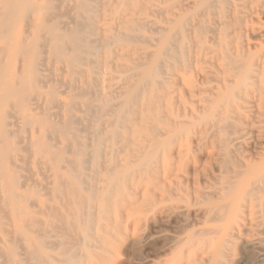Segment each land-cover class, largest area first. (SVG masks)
<instances>
[{
    "label": "rangeland",
    "instance_id": "rangeland-1",
    "mask_svg": "<svg viewBox=\"0 0 264 264\" xmlns=\"http://www.w3.org/2000/svg\"><path fill=\"white\" fill-rule=\"evenodd\" d=\"M114 1L116 0H88L93 8L92 15L96 18V20H98V18L100 19V17L102 16L101 19L97 21L98 25H96L95 28L97 30L105 29L107 31L106 34L109 35H117L122 31L120 22L122 20L133 19L138 21L141 26L138 27L137 30H133L135 29L133 28V31L129 34H131L132 36H138L139 38L126 47H117L113 45L112 42L105 43V46L103 47L104 49L102 48L101 50L103 52L105 51L106 53L111 54V59L108 60L106 67L101 68V66L97 64L88 65L86 62L82 61L78 68L80 71H82V73L80 74L81 76L74 73L72 74L70 73V71H68L69 69L66 67V58L62 60L63 62L55 63L52 60L53 65L51 64V67L49 65L48 67L50 68H48L47 71H45L44 68L38 67L36 74H43L45 76V82H35L29 84L28 82H24L23 84L25 88L22 93L23 96H20L21 98H24V101L20 102V99L16 94H12L11 97H9V104L12 101V104L10 105L18 106L17 108L15 107L16 110L14 107H12L11 114L13 116L20 115L21 113H24L26 115L30 114L37 119L41 118L42 120V118H44V121L45 118H48L46 119L48 120V123L56 126L53 127L50 125V128L52 130H46L45 133H48L49 135H46L44 133L46 136H48H45V142H48V144L54 146L58 145L59 140H61V130L58 129L59 127L60 129H62L65 115L67 116L70 114L71 116H69L71 117V120L73 122L72 129L76 137L79 141L82 142L83 145H90L91 140H93V131L102 134L104 133V131H107V128L108 130L110 129L109 123H111V121L113 120V114H115L116 110L115 106L122 102V96H120V92L122 90L121 87L127 84L129 80L136 81L138 79L133 71H126V68L135 63V61L139 59V57L147 58L146 56L150 57L151 55H154L157 50V40L163 34H167L170 31L171 35H176V40L179 42L178 44H180L183 48H185V46L188 47V49L186 48L187 55L185 54V58L182 62H173L174 68L171 69L173 78L167 74V68L165 67L164 71L161 70V73L159 75L160 82L158 85L156 84V82H152L150 85H146L145 87H143L139 98L135 101V103L131 105L132 107L130 106V108L128 109L129 122L128 124H125L124 129H119V134L121 136L114 139L115 143L113 144V152L109 158L110 163L114 165V172H116L119 168L115 166L120 167L124 165V163L127 162V159L132 161H134L135 159L137 160L138 155L142 151L147 150L148 147L152 148V150L154 151V164L152 172L150 174L143 175L138 174V172L137 175L133 176L132 178V181L136 178V182L133 181V183L137 186L138 194H140L141 189L144 188L148 189V194H150L151 192L150 195L152 197L150 196V204L148 205L149 208L146 207L147 205H142L138 209H141L142 212H144L143 215L146 217H143V215L139 214L138 212H134V216V213H132L131 216H123L122 219L118 218L114 221H101V227H106L108 232L107 234H104L106 239V251L104 253L96 248H92L91 250L97 254H107V256H111V259L115 264H135V262L136 264L137 262L138 264H164L166 261L170 260L177 254H180V252L185 251V248L183 246L187 242H189L190 236L196 234V232H199L197 234H200L204 231L213 233V231H216L217 229H224V233H226L233 227L235 229L234 237L229 239L227 238V240H231L229 243H226L227 247L223 250L224 258L222 259L221 264H246V262L247 264H264V250H262L264 249V206L256 207L251 216L249 214H244L243 218H237L238 211L233 208L226 218L218 222L214 219V212L211 211L212 206L216 203L214 202L215 199L213 200L207 197V193L212 192L215 188L218 187L217 181H220L223 178L231 179L233 177L234 174L232 173V171L234 169V171L236 172H245L264 168V119H262L264 118V99L262 98L264 97V57H260L261 55H264V0H235L236 5H234V7H225L223 15H220L219 18L217 16L213 17L212 15H209L207 13L203 14V12H201L197 7L198 0H129L128 3L124 6L125 8L122 9L118 16L113 13ZM56 4L58 5L56 6ZM99 4L102 5L101 11H96V7ZM50 5V12L52 14L54 13V15H57L55 16L56 25H51L52 30L56 28L66 29L67 27H70L72 19L75 18V16L73 15L74 12L70 10V8H73V3L71 2V0H55L53 2L51 0ZM241 10H244V12ZM248 10L250 11V13H248ZM99 12L102 13V15H100ZM253 13L255 15H253ZM105 16L107 17L103 19V17ZM33 18H36L35 14L26 13L23 10L20 12H15L10 18L11 21L9 22L12 29L11 32H15L16 27L19 25L20 28L27 25L28 22H30ZM187 19H190L194 24L200 22L203 26V30L200 32L198 30V27H189L184 24L185 20ZM221 20L225 22L224 26L221 25ZM102 24L104 25L102 26ZM101 26L104 28H102ZM213 28L215 30H223L225 33L227 32L224 39V48H220L217 41L214 40V37L211 33ZM80 32L82 35L88 36L87 34H90L91 28L83 26ZM97 32L100 33L99 31ZM9 36L10 34L6 37H0V48H4L5 50V52L0 50L2 52L0 53V64L1 67L3 65L6 66L7 64H10L11 72L15 73L18 69L19 64L17 63V61L19 57H13L8 53V45L10 42ZM90 40L92 39L90 38ZM171 48L175 49V46H172ZM212 52L215 53V55ZM223 53L236 58L240 64L252 61L254 65L258 64L260 66L257 68H255L256 66L252 67L251 76L254 79H251L252 81L249 80L251 86L248 87L247 93H241L242 95H240L239 98H235L234 101L229 105V107L227 106L226 113L228 116L230 128H228V130H226L224 133H219L220 135L222 134L221 136H219V134L216 133L215 130L210 129L209 125L205 124L204 126L203 124V122L205 121L208 123L211 119H214L213 116L216 113V110H210V108H206L205 103H203L202 101L204 100V98L210 95L211 92H215L217 88L221 87L220 84L216 82V79L223 78V74L221 75V72L218 70L220 64V60L218 58L219 55ZM245 55L247 57H245ZM1 57H3V59ZM92 59L94 61L99 60V58L97 57H94ZM148 62V60H145L143 64L146 66ZM171 63L172 62H169V64ZM123 67L125 68L124 71H122ZM168 72L171 73L170 71ZM1 77L2 74H0V79ZM87 79L91 81L90 90H93V97L87 95L83 96L81 94V90L85 87V82L87 81ZM257 88L259 91L257 90ZM36 91L43 94L42 100L44 101L41 100V105H43L41 109L42 114L39 113L40 109H35L33 107L30 98ZM79 92L80 94H78ZM72 95L73 97H71ZM48 98L52 99L50 100L52 102H50ZM16 99L19 101H16ZM105 101L106 104L103 106L104 109L100 108ZM69 102L70 104H72V106H69ZM83 104H89L90 106L97 108L95 110L89 111ZM252 104L255 106H252ZM259 107H261V110ZM60 108H62V110H60ZM45 110L48 111L46 112ZM242 110L245 111L243 112ZM97 111L99 112V114ZM66 112H68L69 114ZM259 113L261 114V120H259ZM59 116H62V118L60 119L61 122L58 121V119L60 118ZM100 122H102V124ZM234 122H236L237 124ZM46 123L44 124L47 125L48 123ZM243 123H245V126ZM17 124L18 125L7 127V130L10 132V139L8 141L9 143L7 142V144L12 145L14 143L16 145L17 143L19 145L17 146L21 151L22 148L25 147V138H27L29 134H34L38 130V125L36 124L35 126H33V124H26L21 120H19ZM29 125L33 126L35 130L32 127H29ZM86 126L88 127L84 129V127ZM88 128L89 130H87ZM238 128L242 130H239ZM53 129H56V132H54L55 130ZM261 129L262 131H260ZM170 130H175V135L171 136L169 134ZM250 131L252 133H250ZM168 134L170 138L167 137ZM201 135H203L204 137ZM223 135H229L230 137L227 136V139H225L226 136ZM21 141L22 143L20 144ZM156 141L165 142L166 145L159 148L157 153ZM172 141L174 143H172ZM215 141L217 142V144ZM224 142H226L227 144ZM219 144L220 146H224V148L218 147ZM204 146H206L207 149H205ZM235 146L238 149L237 151L235 150ZM32 150L33 149L28 150V154L24 151L18 152L19 158L15 160V166L18 167L14 166L15 170L17 168L18 169L16 171L13 170L11 176L15 179V185L12 187V192L14 191L13 193L15 194L20 193V195L23 194L22 201L24 202V200H26L25 205L24 203H20L18 207L20 208V206H23L25 208L26 205L28 206L25 208L27 219L24 223L25 229L27 228L28 230V228L31 227H29L28 225H31L32 223L33 230L30 228L32 230L30 233L29 230L28 232L26 230L21 231L19 229L20 227L17 226L18 223H16V221H18L16 219L17 214L12 213L11 207H9L7 202H5L6 194L3 193L4 191L0 188V241L5 240L7 247L13 250V256L11 258L9 257L11 261H8L9 258H7V256H4L5 258L2 256L3 258L0 257V264H14V262H16L17 260L19 261L16 262L17 264H37V261L39 263L40 260L37 259L39 257L37 256V254H34V252L31 251V244L33 243H41L43 247L46 248L43 249V253L46 256L47 262L50 264H61V255L59 254L64 246L68 248L70 247L71 251H75L77 248L76 242H73L74 245L72 242H69V238H72V236L67 234L66 231H64L63 233L61 230L60 232L59 229H56V227H58V224L56 225L55 222L57 221L55 219H53L52 221L51 218H48L54 208L58 207L61 204L62 199L61 196H59V194L55 192L57 187L55 185L58 184L54 177V170L48 164L43 165L44 163H46L44 157L41 156L40 158V155H37V153ZM177 152L180 153V158H177ZM34 153L36 154L35 157ZM24 155H29L31 156V158H28L27 156V158H25ZM125 155H127V157ZM128 155L131 157V159ZM231 155H233L232 159L230 157ZM123 157L126 159H124ZM235 157L238 159H236ZM173 158L176 160H174ZM225 158H227V163L230 164L231 167H233V170H219V166L223 163L222 161H224ZM38 162L40 164H38ZM237 163L240 165H238ZM201 164H203V166ZM196 165L198 166L196 167ZM245 167L246 169H244ZM47 168H49V170H46ZM196 169L197 171H195ZM156 171H158V173ZM225 171L227 172V174ZM228 171H230V173H228ZM49 176L52 177L49 178ZM206 178L207 180H205ZM86 179L92 182L93 185H98V182H95L96 178L95 180L90 177H87ZM165 185L167 186V188ZM157 190H160L161 192ZM194 192L198 193L199 196H197V194ZM155 196L157 201L155 199ZM28 199H31V203L28 202ZM118 199V195H113L111 198V206L113 207V211L117 210L115 206L116 204L118 205ZM164 200L168 201L166 202ZM157 204L159 205L157 206ZM7 205L9 208L6 207ZM48 207L50 209L49 211H47ZM145 208L146 210H148L147 213H145L146 210H143ZM165 208H168V210L166 211ZM155 211L157 212V214ZM7 213H9V216ZM17 213L19 214V210ZM181 214L182 216H184H180ZM30 217L35 218V220L32 218L30 219ZM180 217H182L181 222ZM159 220L161 221L159 222ZM254 221L257 224H255ZM41 222L43 224L48 223V225H45L47 226L46 228L44 226L45 229H41L43 228V224ZM33 223H35V225ZM40 223L42 224L41 228H39V226H41L39 225ZM53 224L56 226L54 229ZM257 226L259 227L257 228ZM38 228L40 229V231L42 230V233H38ZM180 228L183 230L185 229L184 231L186 232L182 230L184 232L183 233ZM190 228L192 231L190 230ZM11 229L12 232H14L13 234L11 232ZM15 231L19 232L18 235L20 236H18L17 232ZM35 231H37V233ZM178 231L181 234H179ZM248 231L255 232L249 233ZM10 233L11 235H9ZM176 233H178V236ZM224 233L219 237L220 241L224 240ZM182 234L184 235L182 236ZM241 234H243V236ZM79 235L85 236L87 234L84 231H80ZM207 235H204L202 237V240L205 244L200 247V250L196 252L195 256L192 259L186 257V260L183 259L180 264H205L204 260L207 259L210 250L209 242H211L212 238H216L214 234ZM251 237H253L252 239H256L252 240ZM171 238L173 239L170 240ZM248 239H251L250 241L252 242H249ZM172 241H175L176 245L178 246H175V243L173 244ZM8 242L11 243L9 244ZM54 244L57 246H53ZM138 244L139 247L137 246ZM169 247H172V249H170ZM164 250L168 253H166ZM239 252L241 254H239ZM166 254H169L168 256L170 257H168ZM161 256H163L164 258ZM113 257H115L116 259H113ZM246 257L249 258L247 259ZM133 258H136L137 260L134 259L136 260L134 261ZM156 260H159L160 262ZM132 261L134 263H132Z\"/></svg>",
    "mask_w": 264,
    "mask_h": 264
},
{
    "label": "bare ground",
    "instance_id": "bare-ground-1",
    "mask_svg": "<svg viewBox=\"0 0 264 264\" xmlns=\"http://www.w3.org/2000/svg\"><path fill=\"white\" fill-rule=\"evenodd\" d=\"M50 1L51 0H0V35L2 37H6L10 34L8 53L13 57H16V56L19 57L18 61H17V63L19 65H18V69L15 73L11 72L10 64H7L6 66L3 65L2 67L0 64V71H1L0 74H2V77L0 79V188L4 191L3 193L6 194V201L5 202H7L9 207H11L12 213L17 214L16 219L18 221H16V223H18L17 226L20 227L19 229L21 231H24V230L28 231L29 230L31 233V231L33 230L32 229V226H33L32 223H31V225L27 224L29 227L31 226L30 228L32 230L30 228H28V230H27V228L25 229V226H24L25 225L24 223L27 220L25 208L28 206L26 205L25 208L23 206H20V208L18 207V205L20 203H24V205H25L26 200H24V202L22 201V199H23L22 195L23 194L20 195V193L15 194V193H13L14 191L12 192V187L15 185L14 184L15 179L12 178L11 175H12L13 170L16 171L18 169V168L16 170L14 169L15 160L19 158L18 152L24 151L25 153H27L28 150L33 149L32 151L37 153V155L39 154L40 158H41V156L44 157L46 163H44L43 165L48 164L54 170V177H55V180L57 181V184H58V185H55V186H57L55 192L57 194H59V196H61V199H62V202L58 207H56V208L52 207V208H54V210L52 211V213L48 217L49 219L51 218L52 221H53V219H55L57 221L55 223H56V225L58 224V227H56L53 224L54 225L53 229L56 227V229H59L60 232H61V230L63 233H64V231H66L67 234L72 236V238H69L70 239L69 242H72V243L76 242V244H77V248L75 251H71L70 247L68 248L66 246H64L62 248V250L60 251V254H59V255H61V260H60L61 264H115L114 261H112L111 256H107V254H97V253L93 252L91 249L96 248V249H98L104 253L106 251V249H105L106 248V239H105L104 234H107L108 232H107L106 227H101V221H111V220L114 221L118 218L122 219L123 216L129 217L134 212H138L139 214L143 215L144 212H142L141 209H140L141 211L138 209L142 205L143 206L147 205L146 207H148V205L150 204L151 192H150V194H148V192H149L148 189L144 188V189H141L140 194H138L137 186L133 183V181H135L136 178L133 181H132V178H133V176L137 175L138 172H139L138 174H140V175L150 174L152 172L153 164H154V162H153V159H154L153 152L154 151L152 150V148L148 147L147 150L142 151L138 155L137 160L136 159L134 160L133 158L132 159L134 161L127 159V162H125L124 165H122L120 167L115 166L119 169H117V171L114 172V169H113L114 165L111 164L110 160H109V158L113 152V144L115 143L114 139L119 138L121 136L119 134V129H124L125 124H128V122H129L128 109L139 98V96L141 95L143 87H145L146 85H150L152 82H156V84L158 85L160 82L159 81V75L161 73V70L164 71L165 67L167 68V74L173 78V75L171 72L172 71L171 69L174 68L173 62H178V63L182 62L185 58V54L187 55L186 48L188 49V47L185 46V48H183L180 44H178L179 42L176 40V35H173V34L171 35L170 31L167 34H163L157 40V50H156V53L154 55H151L150 57L146 56L147 58L139 57V59H137L135 61V63H133L131 66L126 68V71H130V70L133 71L135 73V75L138 77V79L136 81L129 80V82L127 84H125V85H123V87H121L122 90L120 92V96H122V102L115 106L116 110H115V114H113L114 115L113 120L111 121V123H109L110 129L108 130V128H107V131H104V133H102V134H99L98 132L93 131L92 132V135H93L92 139L93 140H91V144L85 146L86 144L83 145L82 142L78 140L75 133L73 132V129H72L73 122H72L71 117H70L71 115L68 112H66L70 116L65 115L64 121L62 124V129H60V127L58 129V130H61L60 131L61 140H59V142L57 141L58 145L54 146V145L48 144V142H45V138L48 137L46 135H49L48 133L46 134L45 132H46V130L51 129L50 128L51 126L55 127L56 125L54 126L51 123H48V120H46L48 118H45V121H44V118H42V120H41V118L37 119V118H34L30 114L26 115L24 113H21L20 115L13 116L11 114L12 107L17 108L18 106L10 105V104H12V101L9 104V102H10L9 97H11L12 94H14V95L16 94L17 97H19L20 102H23L24 98L20 97V96H23L22 93H23V90L25 88L23 83L28 82V84H29V83H35V82H45V76L43 74H36V71H37L38 67L44 68L45 71H47V69L51 67V64L53 63V61L55 63L56 62H63L62 60H64V58H66V62H67L66 67L69 69L68 71H70V73H72V74L74 73V74H78V75H80L82 73V71H80L78 69L79 65L82 63V61L86 62L88 65L89 64H92V65L97 64V65L101 66V68L106 67L108 60L111 59V54L106 53L105 51L103 52L101 50L105 46V43L112 42V44L117 46V47H123V46L126 47L127 45H130L132 42H134L139 37L138 36H132L129 33L132 32L133 30H137V28L140 27L141 24L138 21L133 20V19L122 20L120 22V26H121V30H122L121 33H119L117 35L106 34L107 31L105 29H103V30L98 29L97 30L95 28V26L98 25L97 21L100 20L102 16L100 17V19L98 18V20H96V18L92 15V11H93L92 9L93 8L90 5V3L88 2V0H71V2L73 3V6H72L73 8H70V7L69 8H70V10H72L74 12L73 15L75 16V18H73L71 21V26L70 27L66 26L67 27L66 29L56 28V29L52 30L51 25L52 26L56 25V17L55 16H57V15H54V13L52 14L50 12L51 11ZM53 1H55V0H52V2ZM128 1L129 0H116V1H114L113 13L118 16V14L122 11V9L125 8L124 6L128 3ZM57 5L58 4H56V6ZM197 5H198L197 7L200 9L201 12H203V14L207 13L209 15H212L213 17L217 16L219 18L220 15H223V11L225 10V7H234V5H236V1L235 0H198ZM249 5H247V6H249ZM101 8H102V5L99 4L96 7V9H97L96 11H101ZM239 8H241V7H239ZM22 10L25 11L26 13L35 14L36 18H33L30 22H28L27 25L22 26L21 28H20V25L17 26L15 32H11L12 29H11L10 24H9V22L11 21L10 18L13 16V14L15 12H20ZM241 11L244 12V10H241ZM248 13H250V11ZM55 14H56V12H55ZM100 15H102V13H100ZM253 15H255V14L253 13ZM62 16H64V15H62ZM106 17L107 16L103 17V19ZM221 22H222L221 25L224 26L225 22H223L222 20H221ZM184 24H186L189 27L196 26V27H198V30L200 32L203 30L202 29L203 26L200 22H197L196 24H194V23H192V21L190 19H187V20H185ZM64 25H65V23H64ZM103 25L104 24H102V26ZM83 26L91 28L90 34H87L88 36L81 34L80 30ZM102 28H104V27H102ZM133 28H135V29H133ZM97 31H99L100 33H98ZM211 33H212V36L214 37V40L217 41L218 46L220 48H224L225 47L224 46V39L226 37L227 32L225 33L223 30H215L213 28ZM92 35H94V36H92ZM90 38L92 40H90ZM172 46H175V49H172L171 48ZM189 48H190V46H189ZM0 50L5 52L4 48L3 49L0 48ZM1 51H0V53H2ZM244 51H245V49H244ZM262 53H263V51H262ZM213 54L215 55V53H213ZM217 56H218V54H217ZM94 57L99 58V60L94 61L92 59ZM124 57H126V56H124ZM245 57H247V56L245 55ZM245 57H243V58H245ZM260 57H264V55H261ZM1 58L3 59V57H1ZM218 59L220 60L218 70L221 72V75L223 74V78H217L216 82L218 84H220L221 87L217 88L215 90V92H211L210 95H208L206 98H204V100L202 102L205 103L206 108H210V110L211 109L216 110V113L213 116L214 119H211L208 123L206 121L203 122L204 126H205V124L209 125L210 129L215 130L216 133L219 134V133H224L226 130H228V128H230V125L228 122V116L226 113L227 106L229 107V105L234 101L235 98H239L240 95H242L241 93H245V94L247 93L248 87L251 86V83L249 82V80L254 79L251 76L252 75L251 74L252 67L256 66L255 68H257L260 65H258V64L254 65V63L252 61L240 64L236 58H233L230 55H227L225 53L219 55ZM145 60L149 61L146 66L143 64V62ZM169 62H172V63L169 64ZM86 63H84V64H86ZM49 65H50V67H48ZM124 70H125V68L123 67L122 71H124ZM168 71H170L171 73H169ZM215 76H216V74H215ZM180 82H181V80H180ZM85 83H86L85 87L81 90V94L83 96L87 95V96L93 97L94 96V94H92L93 90L92 91L90 90L91 81L89 79H87V81ZM257 90H258V88H257ZM78 94H80V92ZM42 96H43V94L36 91L33 93L32 97H30L33 107L35 109H40L39 113L42 112L41 111L42 106H43V105H41ZM75 96H77V95H75ZM71 97H73V95ZM43 98H45V97H43ZM96 98H99V97H96ZM262 98L264 99V97H262ZM48 99H49V101L52 100L50 98H48ZM16 101H19V100L16 99ZM42 101H44V100H42ZM50 102H52V101H50ZM105 104H106V101L103 102V104L101 105L100 108L104 109L103 106ZM255 104H257V103H255ZM60 105H62V104H60ZM90 105H91V103H90ZM90 105L86 104L84 106H86L87 110H89V111L95 110L97 108V107H93ZM69 106H72V104H70V102H69ZM84 106H83V108H84ZM252 106H255V105L252 104ZM60 107H62V106H60ZM239 107H240V104H239ZM16 108H15V110H16ZM232 108H234V107H232ZM259 108L261 110V107H259ZM60 110H62V108H60ZM252 110H253V108H252ZM254 110H255V108H254ZM247 111H250V110H247ZM59 113H58V115H59ZM254 113H256V112H254ZM98 114H99V112H98ZM256 114H258V113H256ZM59 117L60 118L58 119V121L61 122L60 119L62 118V116H59ZM260 117H261V114H260L259 118ZM98 118H99V116H98ZM262 119H264V118H262ZM19 120L25 122L26 124H33V126H35L36 124L38 125V130L34 134H31V135L29 134V136L27 135L28 137L25 138V140H24L25 147L22 148L21 151H20V148L18 147L19 145L17 143H16V145L14 143H13L14 145L13 144L12 145L7 144V142L10 139V132L7 130V127L18 125L17 123L19 122ZM252 120H254V119H252ZM259 120H261V118ZM98 121H99V119H98ZM255 121H257V120H255ZM44 123H46L47 125H45ZM89 123H90V121H89ZM100 123L102 124V122H100ZM234 123H236V122H234ZM249 123H251V122H249ZM22 124H24V123H22ZM243 124L245 126V123H243ZM33 126L29 125V127H32V128H33ZM104 126H105V124H104ZM104 126H103V129H104ZM246 126H248V125H246ZM87 127L88 126L84 127V129ZM262 127H260V128H262ZM238 129L242 130L240 128H238ZM53 130H55L54 132H56V129H53ZM87 130H89V128ZM105 130H106V128H105ZM186 130H187V128H186ZM190 130H191V127H190ZM260 131H262V129ZM234 132H236V131H234ZM242 132H241V134H242ZM255 132H256V130H255ZM82 133H83V131H82ZM175 133H176L175 130L169 131V134L171 136L175 135ZM205 133H207V132H205ZM250 133H252V132L250 131ZM57 134H59V133H57ZM169 134L167 135L168 138H170ZM203 135H201V136H203ZM221 135L219 134V136H221ZM54 136H56V135H54ZM223 136H226L225 139H227V136H229V135H223ZM248 137H249V133H248ZM244 138H245V136H244ZM212 139H213V137H212ZM222 139H224V138H222ZM152 141H154V140H152ZM165 141H167V140H165ZM219 141H220V139H219ZM198 142H200V141H198ZM21 143H22V141L20 142V144ZM172 143H174V142L172 141ZM224 143H226V142H224ZM216 144H217V142H216ZM162 146H166L165 142L156 141V153L159 150V148H161ZM204 147H205V149H207L206 146H204ZM218 147L224 148V146H220V144ZM215 150H216V148H215ZM235 150L236 151L238 150L237 147ZM35 153H34V157L36 155ZM234 153H235V151H234ZM176 154H177V158H180L179 157L180 153L177 152ZM228 155H230V154H228ZM260 155H262V154H260ZM26 156H25V158H27V157L31 158V156H29V155L27 157ZM125 156L127 157V155H125ZM232 156L233 155L230 156L231 159H232ZM124 159H126V158H124ZM130 159H131V157H130ZM195 159H196V157H195ZM236 159H238V158H236ZM174 160H176V159H174ZM156 161H157V157H156ZM222 162L223 163L220 164V166H219L220 169L218 168L219 170H222V169L223 170H233V167H231L230 164L227 163V158H225V160ZM236 162H234V163H236ZM248 163H249V161H248ZM38 164H40V163L38 162ZM23 165H24V163H23ZM201 165L203 166V164H201ZM238 165H240V164H238ZM250 165H251V163H250ZM197 166L198 165H196V167ZM209 166H210V164H209ZM15 167H18V166H15ZM49 168H47L46 170H49ZM241 168H243V167H241ZM244 169H246V167ZM234 170L232 171V173L234 175L231 179L223 178L220 181H217V179H216V181L218 183V187L216 186L217 188H215L212 192L207 193V197L209 199H213V200L215 199L214 202H216V203L212 206L211 211L214 212L213 213L214 219L218 222H220L224 218H226L230 214V212L232 211L233 208H235L238 211L237 218H243L244 214H246V215L249 214L251 216L256 207L264 206V168L252 170V171H245V172L244 171L243 172H236ZM195 171H197V169ZM195 171H193V172H195ZM222 171H220V172H222ZM237 171H238V169H237ZM156 172L158 173V171H156ZM215 172H216V169H215ZM219 173H218V175H219ZM228 173H230V171H228ZM204 174H206V173H204ZM226 174H227V172H226ZM194 176H195V174H194ZM51 177L49 176V178H51ZM87 177L93 178L94 180L96 178L95 182H98V185H93L92 182H90V181H88V179H86ZM216 177H218V176H216ZM177 178H179V177H177ZM97 179H98V181H97ZM16 180H19V179H16ZM205 180H207V178ZM16 185H17V183H16ZM23 185H22V187H23ZM15 187H14V189H15ZM166 188H167V186H166ZM184 188H185V186H184ZM202 189H204V188H202ZM205 189H206V187H205ZM160 190H157V191H160ZM48 191H49V189H48ZM184 191H186V190H184ZM194 193H196V192H194ZM168 194H170V193H168ZM196 194H197V196H199L198 193H196ZM202 194H204V193H202ZM113 195L119 196V199L117 202L118 205L116 204V206H115V208H117L116 211H113V207L111 206V204H112L111 198ZM164 195H166V194H164ZM26 196H27V194H26ZM59 196H58V198H59ZM153 197H154V195H153ZM170 198H172V197H170ZM177 198H178V196H177ZM155 199H156V196H155ZM30 200L28 199V202H30ZM48 200H49V198H48ZM156 201H157V199H156ZM164 201H166V200H164ZM208 201H206V202H208ZM233 202H234V205H233ZM154 203H155V201H154ZM158 203H160V202H158ZM256 204H259V205H256ZM8 205L6 207H8ZM155 205H156V203H155ZM158 205L159 204H157V206ZM47 209H48L47 211L50 210L49 207ZM18 210H19V214L17 213ZM143 210H146V208ZM167 210H168V208L166 209V211ZM177 210H178V208H177ZM147 211L148 210H146L145 213H147ZM140 212H142V213H140ZM7 214L9 216V213H7ZM156 214H157V212H156ZM134 215H135V213L133 214V216ZM177 215H179V214H177ZM177 215H175V216H177ZM256 215H258V214H256ZM5 216H7V215H5ZM180 216H182V214ZM253 216H255V215H253ZM253 216H252V218H253ZM143 217H146V216L143 215ZM182 217H180L181 218L180 222L182 220ZM8 218H10V217H8ZM31 218L32 217H30V219ZM178 218H179V216H178ZM32 219L35 220V218H32ZM167 219H169V218H167ZM196 219H199V218H196ZM137 220H140V219H137ZM203 220H202V222H203ZM160 221L161 220H159V222ZM216 221H214V222H216ZM34 222H36V221H34ZM210 222H212V221H210ZM210 222H208V223H210ZM41 223L39 224V225H41V226H39V228L42 227L43 223L42 224ZM49 223H50V221H49ZM254 223H255V221H254ZM10 224H12V223H10ZM33 224L35 225V223H33ZM255 224H257V223H255ZM27 225H26V227H27ZM45 225H48V223L43 224V228H41V229H45L47 227ZM200 225H198V226H200ZM44 226H45V228H44ZM253 226H255V225H253ZM258 227L259 226H257V228ZM16 228H18V227H16ZM36 230H37V228H36ZM182 230L183 229H181V231ZM190 230H191V228H190ZM80 231H84L87 235L80 236L79 235ZM6 232H9V231H6ZM11 232H12V229H11ZM15 232H17V231H15ZM35 232L37 233V231H35ZM39 232L42 233V230L40 231V229H39L38 233ZM184 232H186V231H184ZM234 232H235V229L233 227H232V229L228 230L226 233H224V229H217L216 231H213V233H209V231L208 232L204 231L200 234H197L199 232H196V234L190 236L189 242H187L183 246L185 248V251L180 252V254H177L176 256L171 258L170 260L166 261L164 264H180L181 261L183 259H185L186 257L192 259L195 256L196 252L198 250H200V247H202L205 244L202 240V237L204 235H207V234H210V235L214 234V236L216 238H212L211 242H209L210 243L209 244L210 250H209V254H208L207 259L204 260L205 264H221L222 259L224 258V251L223 250L227 247L226 243H229L231 240V239L227 240V238L229 239V238L234 237ZM254 232H249V233H254ZM13 233L14 232H12V234ZM178 233L181 234L179 231H178ZM178 233H176L177 236H178ZM223 233L225 235L224 240L220 241L219 237ZM18 234H19V232H17V235ZM9 235H11V233ZM133 235H135V234H133ZM183 235L184 234H182V236ZM241 235L243 236V234H241ZM18 236H20V235H18ZM258 236H260V235H258ZM252 238L253 237H251V239ZM172 239L173 238H171L170 240H172ZM234 239H232V240H234ZM251 239H248L249 242H252V241H250ZM255 239L256 238H254L252 240H255ZM64 240H65V238H64ZM128 240H130V239H128ZM208 240H210V239H208ZM175 241H172L173 244L175 243ZM219 241H220V243H219ZM8 243L10 244L11 242H8ZM57 243H59V242H57ZM116 244H117V242H116ZM170 244H172V243H170ZM177 244H179V243H177ZM180 244H181V242H180ZM31 245H32L31 251L34 252V254H37V256L39 257L37 259L40 260L39 263L37 261V264H50L47 262L46 256L43 253V249H46V248H44L41 243L40 244L33 243ZM46 245H47V243H46ZM73 245H74V243H73ZM159 245H157V246H159ZM245 245H247V244H245ZM53 246H57V245L54 244ZM61 246H63V245H61ZM137 246L139 247V244ZM175 246H178V245H176V243H175ZM135 248H136V246H135ZM169 248L172 249V247H169ZM238 248H239V246H238ZM262 250H264V249H262ZM26 253H27V251H26ZM166 253H168V252H166ZM120 254H122V253H120ZM169 254H166V255L168 256ZM239 254H241V253L239 252ZM2 256L3 257L7 256V258H9V257L11 258L13 256V250H11L9 247H7L5 240L0 241V257H2ZM161 257H163V256H161ZM168 257H170V256H168ZM10 258L8 259V261H11ZM19 258H20V256H19ZM114 258L115 257H113V259ZM134 259H136V258H133V260ZM136 260H134V261H136ZM156 261H159V260H156ZM5 262H6V259H5ZM16 262H19V261L17 260ZM16 262H14V264H17ZM26 262H28V261H26ZM130 262H131V259H130ZM249 262H250V259H249ZM132 263H134V262L132 261ZM116 264H119V263H116ZM135 264H136V262H135ZM137 264H138V262H137ZM246 264H247V262H246Z\"/></svg>",
    "mask_w": 264,
    "mask_h": 264
}]
</instances>
